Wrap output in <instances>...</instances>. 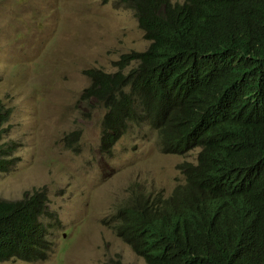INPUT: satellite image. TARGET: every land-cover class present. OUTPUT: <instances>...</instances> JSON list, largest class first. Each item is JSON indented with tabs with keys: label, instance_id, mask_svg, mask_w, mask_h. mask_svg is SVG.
<instances>
[{
	"label": "trees",
	"instance_id": "trees-1",
	"mask_svg": "<svg viewBox=\"0 0 264 264\" xmlns=\"http://www.w3.org/2000/svg\"><path fill=\"white\" fill-rule=\"evenodd\" d=\"M113 1L134 12L149 45L113 62L136 64L128 78L85 71L91 83L75 107L102 104L112 131L143 116L165 152L200 150L170 196L122 206L116 232L145 264H264V0ZM9 116L0 101V139ZM14 150L0 143V174ZM44 215L38 191L0 200V262L44 257Z\"/></svg>",
	"mask_w": 264,
	"mask_h": 264
},
{
	"label": "rangeland",
	"instance_id": "rangeland-1",
	"mask_svg": "<svg viewBox=\"0 0 264 264\" xmlns=\"http://www.w3.org/2000/svg\"><path fill=\"white\" fill-rule=\"evenodd\" d=\"M114 3L0 0V101L12 110L3 140L19 146L12 167L0 175V199L45 189L59 221L42 259L0 264H145L100 221L128 198L130 184L169 195L183 181L176 166L195 160L197 150L164 155L146 123L130 124L111 156L103 157V112L83 118L76 111L89 84L84 69L113 72L120 55L148 46L133 12ZM75 131L78 137L65 142Z\"/></svg>",
	"mask_w": 264,
	"mask_h": 264
},
{
	"label": "clouds",
	"instance_id": "clouds-1",
	"mask_svg": "<svg viewBox=\"0 0 264 264\" xmlns=\"http://www.w3.org/2000/svg\"><path fill=\"white\" fill-rule=\"evenodd\" d=\"M100 2H101V4H103L102 3V1L100 0ZM172 2V1H171ZM184 2V1H183ZM182 2V3H183ZM108 3V2H107ZM107 3H105V4H107ZM173 3V2H172ZM178 4H181V3H178ZM122 8H124V7H122ZM126 9H128V8H126ZM131 10V9H130ZM132 11V10H131ZM133 12V11H132ZM133 14H134V12H133ZM135 17V16H134ZM135 19H136V17H135ZM136 22H137V19H136ZM137 26H138V22H137ZM138 28H139V26H138ZM140 29V28H139ZM141 30V29H140ZM141 32H142V34H143V38H144V33H143V31L141 30ZM144 40L145 41H147L145 38H144ZM148 42V41H147ZM148 45H149V42H148ZM148 47V46H147ZM147 49V48H146ZM145 49V50H146ZM145 50H143V51H145ZM143 51H130V52H143ZM130 52H127V53H124V54H128V53H130ZM124 54H122V55H124ZM122 55H120L119 56V58L122 56ZM119 58L116 60V61H118L119 60ZM116 61H113V62H116ZM113 62H112V66L114 67V71L113 72H105L103 69H101V68H98V67H90V68H86V69H84V74H85V71H88V70H99V71H101V72H103L104 74H107V75H109V77H114V76H116V73L117 72H120V74H119V76H121V77H123V78H128L130 75H133V74H135V72H137L138 71V68L136 67V64L133 62V63H130L129 65H127V66H125L124 68H122V69H119L118 67H116V66H114L113 65ZM85 76L87 77V79L89 80V84H88V86L90 85V83H91V80H90V78L85 74ZM87 86V87H88ZM87 87H85V88H87ZM84 88V89H85ZM83 89V90H84ZM83 90L81 91V93H80V95H82V93H83ZM79 101V100H78ZM77 101V102H78ZM93 100H91V106H92V109H93V111H89V113H87L86 112V108H85V111L84 112H80V110L78 109V108H76L75 107V104L77 103H75L74 104V107H75V109H76V111L79 113V115L80 116H82L83 118L84 117H86V118H89V116H91V114L94 112H96V111H99V110H101L102 112H103V115H102V119H101V132H100V144H99V146H98V150H99V152L101 153V155L103 156V157H110L111 156V154H112V150H113V148H114V146L117 144V142L120 140V139H122L124 136H125V134L129 131V125L130 124H141V123H146V124H148L151 128H152V130H154L155 132H156V134H157V138H158V141H159V144H160V148H161V152L164 154V155H168V156H173V155H177V156H185V155H187L188 153H190V152H192V151H195V150H197V154H196V157H195V160H194V162H188V161H184V162H181V163H179L177 166H176V168H177V170L180 172V174L183 176V181L181 182V183H178V184H176L174 187H173V189L171 190V192L169 193V195H164V194H162V193H160V192H156V193H153V192H151V191H147V190H140L139 188H137L134 184L133 185H129L128 187H130L129 188V196H128V198L127 199H125L123 202H121V203H119L117 206H115V208H114V212H113V214L110 216V217H108L107 219H103V220H101L100 222H102L103 223V225L104 226H106V227H108V228H110L111 230H112V232L114 233V235L120 240V241H122L124 244H126L129 248H131L130 247V245H128L127 243H125L121 238H120V236H119V234L116 232V223H114L115 221H117V213H118V210L122 207V206H126V204L129 202V201H131L133 198H134V196L136 195H150L151 197H156V196H160L161 198H167L168 196H170L171 195V193H173V191L175 190V188H177L178 186H181V185H183L184 183H185V175L183 174V172L181 171V169L179 168V166L180 165H182V164H184V163H188V164H192V165H195L196 164V162H197V160H196V158H197V155H198V153H199V149H194V150H192V151H190V152H187V153H184V154H182V155H179V154H173L172 152H169V153H167V152H165L164 151V143L166 142V140H165V136H164V134H163V132H159V130H157V129H155L153 126H152V124L151 123H149L148 121H146V120H144V117L143 116H138V118L136 119V120H133V121H129V120H126L125 122H124V124L122 123V121L120 120V118L116 121L117 122V126H116V128H115V130L114 131H112L111 129H110V126H111V123L109 124H107L106 123V116H107V113H106V109L104 108V106L102 105V104H93V102H92ZM2 102V101H1ZM2 104H3V106L6 108V109H8L9 110V112H10V116H11V113H12V110L11 109H9V108H7L5 105H4V103L2 102ZM138 112H141V107H140V105H138ZM88 111V110H87ZM10 116H9V118H8V121H9V119H10ZM8 121L3 125V132H1V139H0V143L1 144H5V143H7V144H9V145H11V144H13L14 146H15V150H14V153H13V158L16 160V156H15V154H16V152L18 151V148H19V146H18V144L16 143V142H13V141H4L3 140V133H4V131L6 130V128H7V126H8ZM106 123V124H105ZM78 135H79V131H75V132H72L69 136H67V137H65L64 138V141L65 142H68L69 140H71V138H73V137H75V138H77L78 137ZM12 167V165L10 166V168ZM9 168V169H10ZM8 169V170H9ZM7 170V171H8ZM6 171V172H7ZM5 173V172H4ZM3 174V173H2ZM1 175V174H0ZM39 192V193H43V198H45L46 199V207H47V210H48V213H49V215H44V216H42L41 218H40V221L45 225V228H46V239L50 242V243H52L51 242V240H50V238H49V232L50 231H52V229H53V225L56 223V222H59L58 221V218H57V216H56V214H55V212L50 208V206H49V203H48V197H47V192H46V190L45 189H41V190H39V189H37V190H34V191H32L31 193H30V195L32 194V193H34V192ZM26 197V196H25ZM24 198V197H23ZM22 198V199H23ZM0 200H8V199H0ZM21 200V199H20ZM9 201H12V200H9ZM16 201V200H15ZM52 247H53V245L51 244V245H49V250H52ZM131 250H132V248H131ZM132 252H133V250H132ZM12 260V259H11ZM17 260H20V259H17ZM113 260H119L120 261V259H113ZM8 261V260H7ZM22 261V260H21ZM3 262H5V261H3ZM26 262V261H25ZM31 262H34V261H31ZM0 263H2V262H0ZM120 263H121V261H120ZM122 264V263H121Z\"/></svg>",
	"mask_w": 264,
	"mask_h": 264
}]
</instances>
